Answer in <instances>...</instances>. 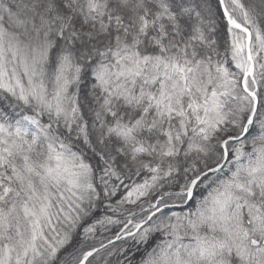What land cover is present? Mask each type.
Here are the masks:
<instances>
[{
    "label": "snow or ice",
    "instance_id": "1",
    "mask_svg": "<svg viewBox=\"0 0 264 264\" xmlns=\"http://www.w3.org/2000/svg\"><path fill=\"white\" fill-rule=\"evenodd\" d=\"M0 264H264V0H0Z\"/></svg>",
    "mask_w": 264,
    "mask_h": 264
}]
</instances>
